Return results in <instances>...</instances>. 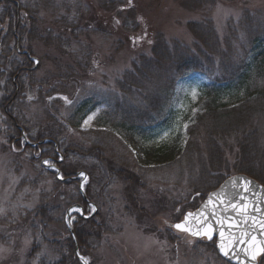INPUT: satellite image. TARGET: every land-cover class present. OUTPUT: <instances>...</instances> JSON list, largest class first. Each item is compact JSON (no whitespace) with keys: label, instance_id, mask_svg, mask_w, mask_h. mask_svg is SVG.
I'll use <instances>...</instances> for the list:
<instances>
[{"label":"trees","instance_id":"obj_1","mask_svg":"<svg viewBox=\"0 0 264 264\" xmlns=\"http://www.w3.org/2000/svg\"><path fill=\"white\" fill-rule=\"evenodd\" d=\"M47 10L56 19L57 32L47 25ZM21 13L28 26L21 23ZM84 19L82 0H0V148L10 158L30 155L28 171L14 166L22 177L10 201L22 203L4 217L14 229L8 239L0 235V241L11 242L14 232H19L17 240L31 232L35 245L26 264H81L76 242L80 254L94 264L119 218L135 215L141 226L168 209L180 208V216L195 211L236 174L264 186V12L245 11L228 23L224 38L211 20L189 22L191 46L157 36L151 54L140 55L109 91L81 85L77 71L86 66L80 37L95 32L83 25ZM26 34L31 43L66 51L74 47L68 51L72 67L39 78L31 46L23 52L20 40ZM191 76L206 83L198 90V110L186 138L163 139L175 120L179 84ZM66 95L72 97L70 104L61 99ZM100 108L98 129L85 133L81 143L69 139ZM44 160H52L64 179ZM81 172L88 176L84 194ZM157 183L176 194L165 197L167 205L155 201L145 209L142 194ZM118 185L124 186L120 200L115 196ZM36 199V206L27 207ZM92 205L97 212H88L89 219L77 216L74 238L66 209ZM167 238L175 241L171 232ZM197 244L223 261L215 243Z\"/></svg>","mask_w":264,"mask_h":264},{"label":"rangeland","instance_id":"obj_2","mask_svg":"<svg viewBox=\"0 0 264 264\" xmlns=\"http://www.w3.org/2000/svg\"><path fill=\"white\" fill-rule=\"evenodd\" d=\"M200 2L131 0V6H129L128 0H82L85 17L82 23L91 25L95 29V32L80 37L83 44L79 48L82 51L81 56H85L86 71L77 72L81 75L83 88L99 91L114 89L116 80L131 69L132 63L140 55L151 54L155 38L159 35H163L167 41L177 40L191 46L194 38L186 26L189 22L211 20L219 37L224 38L228 23L238 21L245 11L264 12V0H202ZM45 12L47 25L57 32L58 25L55 23L56 19L51 17L53 15L51 10ZM20 20L23 25L28 26L27 18L23 13L20 15ZM116 20L120 21L119 25L115 23ZM2 32L0 26V33ZM27 34L20 41L24 43L23 52H28L30 45L34 53L32 59L40 62L36 64V73L39 78L42 79L49 72H55L59 67L66 68L68 64L72 67L68 51L74 47L66 48L68 50L66 51L56 46H45L40 42L31 43ZM141 36L146 38L134 45L132 38ZM67 38L73 39L70 35ZM205 83L206 80L199 76L181 80L173 100L175 120L163 139L179 135H182L183 139L186 138L187 128L198 110L196 107L198 90ZM63 97L72 100V97L68 95ZM101 110L102 108L92 113L90 116H93V119L89 126L85 127L83 122L80 132L74 131L69 139L81 143L85 133L97 130L96 118ZM184 125H187V128ZM8 154L0 148V209H3V212H0V235L2 239H8L10 229H14L11 221H5L4 217L22 203L15 205L10 201L13 190L22 177L18 168L14 166L19 164L26 171L30 168L29 154L21 155L18 159L14 157L16 162ZM80 179L82 181V178ZM47 184L50 187V181ZM161 186V183H157L152 189L143 192L145 209L150 210L155 201H163V205H167L165 202L168 200L165 201V197L170 199L175 196V192L167 193L160 188ZM116 187L115 196L120 200L124 186ZM37 202V199L32 200L27 207L33 208ZM179 209L176 207V211L168 209L166 212H161L150 222L141 226L135 215L119 218L114 224L118 231L116 230L114 236L104 239L98 254L99 258L94 261V264H226L214 253L209 252L207 247L198 245L199 240L180 233L172 227L185 215L180 216ZM156 210L158 211L159 208ZM176 218H179V221ZM147 229L153 231L152 234L145 233ZM167 232L172 233L175 241L168 240ZM14 233L16 237L12 238L11 242L1 243L0 241V264H26V257L35 245L31 232H26L18 240L19 232ZM201 241L205 242V240ZM89 261L92 260L89 259ZM259 264H264V257Z\"/></svg>","mask_w":264,"mask_h":264},{"label":"snow or ice","instance_id":"obj_3","mask_svg":"<svg viewBox=\"0 0 264 264\" xmlns=\"http://www.w3.org/2000/svg\"><path fill=\"white\" fill-rule=\"evenodd\" d=\"M128 4L129 6H131V0H128ZM115 23L119 25L120 21L116 20ZM145 38L146 37L144 36L138 38L133 37L132 42L135 45L143 41ZM149 43H151V41H149ZM35 63L39 64L40 62L37 60L35 61ZM0 95H3V93H0ZM193 97L195 98V93H193ZM29 99L31 100L32 97L29 96ZM61 99H63L65 103H71V101L68 100L67 97H61ZM92 119L93 116H89L87 120L84 121L85 127L89 126ZM184 127L187 128V125H184ZM60 159L63 160V157H60ZM43 163L48 167L55 169L56 172L59 173L60 170L56 167L52 160H44ZM80 176L83 181L87 183L88 176L83 172L80 173ZM59 179L63 180L64 176L60 174ZM250 183L251 182L249 181H245V191L248 190L247 185ZM81 187H83V185H81ZM225 195V193L218 194V199L220 200L221 204L225 203ZM241 199H243V197H241ZM209 202L211 203V199ZM227 207H231L236 212L237 216L242 217L241 222L244 225H247V227L240 229L238 233L229 232L226 235L223 225L227 221L223 218L217 219L216 223L221 225L219 231V249L221 253L229 259H235L237 261V264H248L249 260L255 262L258 256L264 255V211H262L260 208L254 207L252 211L260 213L259 217H257L256 215L249 214L248 205L238 206L235 203H229ZM96 211L97 209L95 206H92L91 208L70 206L66 209L65 213L67 227L69 229L74 227V222L76 221L77 216H79L81 219L87 220L90 218L88 216V212L94 213ZM0 212H3V209H0ZM193 215V213L189 212L183 223L174 224L172 225V227L176 228L179 231L189 233L193 236L212 240L213 235L215 233V228L213 227V224L211 222H206L205 220L200 219L198 221V224L200 226H193L189 223V220L193 217ZM213 215H215V213H213ZM228 227L229 229H232L233 227H239V224L229 223ZM257 233L260 234L261 239L257 238ZM240 245H243V247L240 248V252L243 253V256L245 257L244 260H241L240 254L236 251L237 247ZM77 256L81 264H90L88 257L81 255L79 252H77Z\"/></svg>","mask_w":264,"mask_h":264},{"label":"water","instance_id":"obj_4","mask_svg":"<svg viewBox=\"0 0 264 264\" xmlns=\"http://www.w3.org/2000/svg\"><path fill=\"white\" fill-rule=\"evenodd\" d=\"M55 170V169H54ZM60 172L58 173L59 178ZM80 177V175H79ZM245 181L251 182L247 185L248 190L245 191ZM84 184V181L81 185ZM82 194H84L83 187H81ZM225 193V203L221 204L220 200L218 199V194ZM217 194V195H214ZM243 197V199H241ZM211 199V203L209 202ZM229 203H235L238 206L240 205H248L249 207V214L250 215H256L259 217V212H253L252 209L254 207L260 208L262 211H264V186L260 184L255 179L244 175V174H236L233 176L228 177L216 190L212 191L207 195V197L204 199L202 204L199 206V208L195 211H190L193 213V217L190 218L189 223L193 226H200L198 224V221L200 219L205 220L206 222H211L213 224V227L215 228V233L213 235L212 240H208L207 238H201L198 236H193L189 233L182 232L174 228L176 231L180 233H184L189 235L190 237L202 240L206 239L209 242H215L217 247L218 255L222 260L227 262L228 264H237V261L235 259H229L228 257H225L220 249H219V243H220V237H219V231L221 228V225L216 223L217 219L223 218L227 222L223 225L226 235L229 232L238 233L240 229L247 227V225H244L242 221V217L237 216L236 212L231 208L227 207ZM187 212L182 221L179 223H183L185 221V218L187 217ZM215 213V215H213ZM202 214V215H201ZM234 223L239 224V227H233L232 229H229L228 224ZM177 224V223H176ZM71 233L74 235V231L71 228ZM257 238L261 239V236L259 233H257ZM243 247V245H240L237 247L236 251L240 254L241 260H244L245 257L243 256V253L240 252V248ZM79 252L78 246L76 248V253ZM264 257V255L258 256L257 260L255 262L249 260L248 264H259L260 260Z\"/></svg>","mask_w":264,"mask_h":264}]
</instances>
